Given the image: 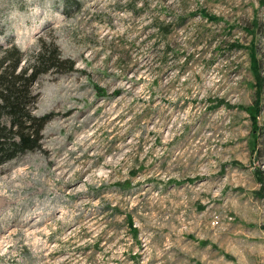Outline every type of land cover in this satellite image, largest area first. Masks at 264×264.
<instances>
[{"label": "rangeland", "instance_id": "rangeland-1", "mask_svg": "<svg viewBox=\"0 0 264 264\" xmlns=\"http://www.w3.org/2000/svg\"><path fill=\"white\" fill-rule=\"evenodd\" d=\"M76 1L0 0L75 67L0 163V264H264V0Z\"/></svg>", "mask_w": 264, "mask_h": 264}, {"label": "trees", "instance_id": "trees-1", "mask_svg": "<svg viewBox=\"0 0 264 264\" xmlns=\"http://www.w3.org/2000/svg\"><path fill=\"white\" fill-rule=\"evenodd\" d=\"M74 68L73 57L62 54L53 39L39 37L33 49L20 48L13 41L0 46V163L40 144L41 130L51 114L33 111L36 79L45 72Z\"/></svg>", "mask_w": 264, "mask_h": 264}]
</instances>
